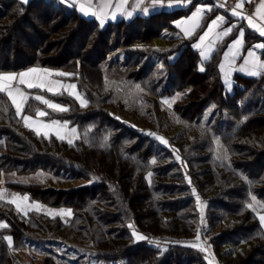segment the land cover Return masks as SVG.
Instances as JSON below:
<instances>
[{"label": "trees", "instance_id": "1", "mask_svg": "<svg viewBox=\"0 0 264 264\" xmlns=\"http://www.w3.org/2000/svg\"><path fill=\"white\" fill-rule=\"evenodd\" d=\"M237 28L233 26L201 71L193 44L196 35L181 37L172 18L159 11L100 26L59 0H0V74L30 66L54 67L68 74L59 76L74 81L87 101L82 106L68 93L48 94L67 111L46 108L44 117L67 120L79 130L69 144L25 126L7 93L0 92V136L5 145L0 169H41L55 183L88 180L71 186L47 180L9 183L30 200L70 208L71 217L65 222L37 210L20 216L0 201V224L7 225L0 228V264H18L13 250L33 248L34 238L54 237L47 224L85 231L94 258L111 263L208 264L198 246L183 244L196 243L202 235L218 264H228L220 262V255L238 245L235 264H264V229L248 207L251 196L264 203V71L257 76L234 73L228 93L218 68L221 52ZM152 38L162 41L152 45ZM255 42L264 43V38L247 29L243 49ZM260 54L264 58V49ZM107 73L137 83L147 78L160 99L180 91L172 107L191 123L209 103L214 104L210 127H217L224 111L241 120L237 130L221 134L228 159L214 157L204 160L211 166L194 169L195 149L204 152L202 140L213 145L214 134L198 137L191 143L196 148L186 150L154 128L139 125L107 106ZM44 107L30 96L23 111L35 113ZM228 215L231 220L224 224ZM218 225L223 228L216 230ZM32 226L43 235L31 231ZM134 232L145 239H136ZM5 237H11V245ZM225 244L230 247L219 255ZM44 249L43 264H76L64 263L51 247Z\"/></svg>", "mask_w": 264, "mask_h": 264}, {"label": "rangeland", "instance_id": "2", "mask_svg": "<svg viewBox=\"0 0 264 264\" xmlns=\"http://www.w3.org/2000/svg\"><path fill=\"white\" fill-rule=\"evenodd\" d=\"M149 41H150L149 43H151L152 45H159L162 40L152 38ZM198 65L200 70L201 68L204 69V60H199ZM138 68L139 67L137 66L136 69ZM41 69H47L49 72L53 74L63 73L57 68L49 67V66L42 67ZM105 75H107V77L105 79L106 83L104 90L106 91V93L110 94L107 106L109 105L111 109H115V111L120 112L125 117L134 120L139 125L144 127L148 126L154 128V130L162 133L165 136V138H172L177 145L185 147L186 150H189V148H191V150L196 148L191 143L195 142V139L197 141L198 137H202L204 134L207 133L214 134L213 145H209L210 142L207 143V141L205 140L199 142L203 144L202 146L204 148V152H202V150L200 149L201 147L199 148V150L195 149L196 151L194 152L197 160L192 161L194 169H201L204 168L206 165L211 166L210 162H205L204 160H212L214 157L218 159H225V160L228 159V150L223 142L221 134L237 130L239 125L241 124V120L234 118L227 111H224L217 127L216 128L210 127V122H211L210 116L212 110L214 109V104L209 103L203 109L198 120L191 123L188 120L179 117V115L174 111L172 107L174 101L180 97L181 95L180 91L178 90L174 91L171 95L164 96L160 99L157 96H155L156 90L152 92V88L149 87L151 84H148L146 82L147 78L145 80H141L140 83H137L135 80L127 79L125 77L123 79L114 78L116 77L114 76V73H107ZM49 80L53 82L58 81L60 85H63V87H60L55 84L49 85L50 87H52L53 90L48 91L47 88H45L47 92L68 93L80 105H81L80 100L76 98L77 94L81 97V99L86 100L85 96L82 94L81 91H79L74 81L66 78H57L54 77V75H51ZM161 82L164 83L163 80ZM223 83H224L225 91L230 93L232 87V81L231 82L224 81ZM68 85H75V88L74 89L68 88L67 87ZM33 96L36 97L42 95L40 93L34 92ZM44 99L50 101L53 104H57L65 108V106L59 102L47 98ZM120 103H123V106H120ZM38 111L44 112V110L42 109H37L35 113L24 112L22 114V121L25 124V126H26V121L23 119V117L28 116L31 117L32 120L27 122V127L31 128L36 133L39 132L40 134L46 137L54 136L57 138L56 133L57 130H59L60 135L65 137L62 140H65L67 142L68 140H71L72 142H74L78 138L79 130L76 125L70 124V122H67L66 120L47 119L44 116L43 117L38 116L37 115ZM33 121H35V123H33ZM53 121H58L59 126L53 128L43 127V125L52 124ZM72 129H75V134L72 133L71 131ZM45 133H47V135H45ZM192 136L193 138H190ZM196 145L200 146L197 143ZM212 154H214V156H212ZM204 171L206 170H203V176H200L201 179L206 175ZM45 174L46 173H44V175ZM210 175L213 176L212 174H209V177ZM26 176L27 179H31L38 182H40L41 179L44 178L43 176H40L36 172L34 174L33 173L27 174ZM47 181L49 184L54 183L57 186L79 185L88 182V180L86 179L84 180L78 178L69 181H57L56 183L54 181L52 182H50L49 180ZM0 187L2 188L3 191L6 189L4 182ZM213 191L214 189H212V192ZM253 197H255V201H253L252 199ZM249 204L252 205L251 209L255 213L262 211L264 212V203L256 196H251V200L249 201L248 205ZM50 207L51 206H47L43 203L40 204V210L44 212L45 210H47L49 211L48 212L49 214H56V213L59 214L58 210H55L59 208H66L70 212V208L65 206L51 207V209ZM70 216H71V212H70ZM231 217L232 215H228L227 218H225L224 220V224H228L229 223L228 221L231 220ZM222 222L223 221H221V223ZM53 226L54 225L52 224L51 225L47 224V230L49 231V233L53 232L55 236L68 238V240L64 238L61 239L55 236L54 237L41 236L43 235V232L40 231L39 228L32 226L29 229H31V231L35 232L38 236L41 237L32 239L33 242H31L30 245H34L33 248L27 245V247L25 248L13 250L17 258L18 264H43V258H41V256L44 255V253L46 252V249H44V247H51V249H54L55 254H58V256L63 257L61 260L64 263H67L69 261L71 262L74 261L76 264H121L122 260H118L117 262L111 263L94 258L95 251H92V249L89 247L91 246L90 240L88 237H86L87 234L85 231L80 232V231H76L75 229H70L69 227L55 228ZM220 228L223 227L218 225V227L215 229L219 230ZM44 229H46V226L44 227ZM135 233L137 234L135 235L136 239L137 236L142 235L141 233L138 232ZM183 244L191 247L198 246L199 249L204 253L203 255L208 264H218L214 254L212 253L210 242L208 241L207 238L203 237L202 235H199V240H197L196 243L189 241V242H184ZM227 247L230 246L228 244H225L219 247L218 254L219 255L223 254L222 251H224ZM239 247H240L239 245L235 246L234 248H232L233 252L223 254L222 258L220 255L219 258L220 262L222 263L228 262V264H235L237 259L239 258L237 256V251ZM257 247L261 248L260 245H258ZM34 248L36 249L35 251Z\"/></svg>", "mask_w": 264, "mask_h": 264}, {"label": "crops", "instance_id": "3", "mask_svg": "<svg viewBox=\"0 0 264 264\" xmlns=\"http://www.w3.org/2000/svg\"><path fill=\"white\" fill-rule=\"evenodd\" d=\"M22 1L26 2L28 0H22ZM59 1H62L63 3H65L64 0H59ZM223 1H226V0H180L179 3L174 2V6H172V7H167V6L151 7L152 0H143V3L140 5V8H136L137 0H127V3L124 4L123 7L121 8L119 6L121 0H109L111 7L105 9V12L108 15H107L103 25H105L109 22H116V21H119L122 19L129 20L137 14L142 15V16H147L153 12L159 11L166 18H172L173 24L177 27V31L179 32L181 37H189V36L196 35L193 44L195 47H196V45H200V47H196V48L198 49L200 60L205 61L213 55V53L217 49L218 45L221 42H223L224 38L227 36V35L226 36H220L218 34L223 33L228 28L232 29L233 26L237 24L238 28L236 31V35L233 38H230L226 42L225 47L222 50L220 58H219L218 68L220 70L222 80H223V82L224 81L225 82H228V81L231 82L232 76L234 73H240V74H243L246 76H257L258 74L263 72L264 69H252L251 64H247V65L245 64V59L248 56V51L251 50V51H254L256 53V56L259 57L261 62H264V58L260 54L261 49L255 47L257 44H261L262 42H255L252 45H250L249 47H247L246 49H243L244 36H245L247 29H249L251 32H253L255 35H257L261 38H264V36L260 35L259 31L250 27L248 25V22L246 19H242L238 16L232 15V10L235 8V5L239 2V0H233V5L231 7H229L228 9L220 6V3ZM82 2H84V0H77V6L71 7V8H73L79 15H81L84 18L96 20L97 23L101 26L100 21H99L97 16L92 15V14L84 15L79 10V4ZM100 2H101V0H93L91 11H97L99 6H100ZM261 2H262V0H250V2L245 3L241 9H236V11L241 12L244 17L251 15L253 18L254 24H256L258 27H264V20H262L259 16H257L255 14L256 10L259 7ZM168 3H169V0H164L165 5H167ZM65 4H67V3H65ZM247 5L251 6L250 11H246L245 7ZM144 7L149 8V11L147 14H144L142 11V9ZM201 7L205 8L206 10L202 13L201 18L199 19V26L196 27L194 29V31H192L191 35H185L184 29H191L192 28L193 22L190 21L189 18H191L193 16V13L196 12L197 8H201ZM207 9H210V10H207ZM126 12H132L133 15L131 17H127L126 15L122 14V13H126ZM112 13L116 14L115 19L111 18ZM217 17H224L225 22L223 24H219L218 27H214L212 32H209L208 36H206L204 41L201 42L200 37L204 36V34L206 32H208V26L212 23L213 20H216ZM178 24L180 25L179 27L177 26ZM241 30L244 32L242 47L239 49V52L235 56V59H233L232 55L230 54L229 59L225 60V53L229 52V48L231 47V45L234 43V41L236 39L239 38V32ZM233 51H235V49ZM202 53H205L207 55V59H205V57L202 55ZM229 61H231V63H229ZM221 64L225 65L224 70H221V67H220ZM42 67H45V66H42ZM42 67L30 66V67L23 68L17 72H8V73H1V74H17L18 75L19 73L27 72L29 69H32V68L41 69ZM251 71H256L258 74L252 75ZM226 73H227V75H226ZM53 75H54V77L61 78L59 75H56V73H54ZM50 77L51 76H49L47 79L49 80ZM13 83H14V87L19 88L22 92L25 93V95L28 98L30 96H33L34 92L40 93L42 95V97L47 98V99H50L48 97L49 93L50 94L57 93V92H47L45 89H41V88H28L26 85L19 84L18 81L13 82ZM33 90H38V91L33 92ZM50 100H52V99H50ZM44 106H45L44 108H38V109H42L45 112L46 108H49V107H47V105H45V104H44ZM49 109H51V108H49ZM23 113H24V111H22V114ZM22 114L20 115L21 118H22ZM35 172L38 173L40 176H43L45 178V179L44 178L41 179L40 182L47 180L48 177L50 176V174L46 173L45 171H43L41 169H37L36 171H32V172H23V173H17L16 171H4V170L0 169V180L2 181V183L4 182V185L6 186L5 187L6 189L4 191L0 187L1 188L0 192H2L4 194L3 199H0V201L9 203L11 205V208H13V210L15 212H17L20 216L26 217V215L29 212L34 211V210L49 214L48 213L49 211H47V210H45V212L40 210V204H41L40 202H38L36 200H30L29 196L26 193H19L17 190H15L14 188H12L9 185V183H12V182L37 183L38 181L27 179V176H26L27 174H32V173L34 174ZM44 173H46V174L44 175ZM25 196L28 197V199L26 201L23 200V197H25ZM14 197H18L19 199H17L16 203L10 202L13 200ZM17 203L20 204V209L17 208V206H16ZM35 206H38V207H35ZM50 209H51V207H50ZM55 210H58L59 214L56 213V214H49V215H51V216L52 215H58L65 222H67L70 219L71 216L68 214L69 210H67L66 208H59V209H55ZM256 214H257V217L259 219V217L261 215H264V212L262 211V212H258ZM0 222H2V221H0ZM262 227L264 229V225H262Z\"/></svg>", "mask_w": 264, "mask_h": 264}, {"label": "snow or ice", "instance_id": "4", "mask_svg": "<svg viewBox=\"0 0 264 264\" xmlns=\"http://www.w3.org/2000/svg\"><path fill=\"white\" fill-rule=\"evenodd\" d=\"M64 2L67 3L69 7H76L77 6V0H64ZM174 2L179 3L180 0H169V3L167 5L164 4V0H152L151 7H156V6L172 7V6H174ZM247 2H250V0H239V2L235 5V8L232 10V15L238 16L242 19H246L248 22V25L250 27L259 31L260 35L264 36V27H258L256 24H254L253 18L251 15L244 17L241 12L236 11V9H241L243 7V5ZM92 3H93V0H84V2L79 4V10L84 15L92 14V15L97 16L99 21H100L101 26H103L105 19L108 15L105 12V9L110 8L111 4H110L109 0H101L98 10L97 11H91ZM126 3H127V0H121L119 6L122 8L123 5ZM142 3H143V0H137L136 8H140V5ZM205 10L206 9L203 7L197 8L196 12L193 13V16L191 18H189L190 21L193 22L192 28L191 29H184L185 35H191L192 31H194V29L199 26V19L201 18L202 13ZM207 10H210V9H207ZM142 11L144 14H147L149 11V8L144 7L142 9ZM122 14L126 15L127 17H131L133 15L132 12H126V13H122ZM255 14L257 16H259L262 20H264V0H262V2L260 3ZM111 18L115 19L116 14L112 13ZM224 22H225L224 17H217L216 20H213L212 23L208 26V32H206L204 34V36L200 37L201 42L204 41L205 37L208 36L209 32H212L214 27H218L219 24H223ZM177 26L179 27L180 25L178 24ZM231 31H232V29L228 28L223 33H220L218 35L226 36ZM243 36H244V32L241 30L239 32V38L236 39L234 41V43L231 45V47L229 48V52L225 53V60L229 59L230 54L232 55V58L235 59V56L238 54L239 49L243 45ZM196 47H200V45H196ZM255 47L259 48V49H264V43L257 44ZM234 49H235V51H233ZM202 55L205 57V59H207V55L205 53H202ZM229 63H231V61H229ZM245 64L246 65L251 64L252 69H264V62H261L259 57L256 56V53L254 51H251V50L248 51V56L245 59ZM220 67H221V70H224L225 65L221 64ZM201 71H203V68H201ZM251 74L256 75L258 73L256 71H251ZM51 75H53V73L49 72L47 69H38V68L29 69L27 72H22V73H19L18 75L17 74H0V92H6L7 93L12 104L16 108L17 115H21L22 111H23L24 104L27 101L28 97L19 88H15L13 82L18 81L19 84L26 85L28 88H41V89L47 88L48 91L53 90L52 87H50L49 85L55 84V85H58L60 87H63V85H60L58 81L53 82V81L48 80L47 78ZM56 75L64 76V75H68V74L56 73ZM226 75H227V73H226ZM67 87L74 89L75 85H68ZM76 98L80 100L82 106H86V104H87L86 100L81 99V97L78 94H77ZM35 99L38 101H41L43 104L47 105L49 108H52L54 110L67 111V109L61 107L60 105L51 103L50 101L44 99L42 96H36ZM165 102H167V101H165ZM37 115L43 117V116H46L47 113L43 112V111H38ZM23 119L26 121V126H27V122L32 120V118L28 117V116H24ZM33 123H35V121H33ZM57 126H59L58 121H53L52 124H50V125H43V127H45V128H53V127H57ZM71 131L73 134H75V129H72ZM37 134L39 135L40 133L37 132ZM56 134H57V138H59V139L65 138L64 136L60 135L59 130H57ZM45 135H47V133H45ZM149 135H153V134L149 133ZM157 139H159L161 141V143H164V144L168 143L166 140H164L161 137H157ZM68 143L71 144L72 141L68 140ZM177 159H179V157H177ZM153 163H155V161H153ZM150 175H151V173H149V176ZM3 196H4V194L2 192H0V199H3ZM17 199H19V198L14 197L13 200L10 202L16 203ZM27 199H28V197H26V196L23 197V200L26 201ZM252 199H253V201H255V197H253ZM16 206L18 209H20L19 203H17ZM35 207H38V206H35ZM248 207L251 208L252 205L249 204ZM68 214L70 215V212ZM259 220H260L261 224L264 225V215H261L259 217ZM3 227H7V225L0 224V228H3ZM129 227H131V225H129ZM133 234L137 235L135 232ZM5 239L8 241L9 245L12 244L11 237H5ZM137 239H145V237L140 235V236H137ZM197 240H199V235H197ZM193 246H195V245H193Z\"/></svg>", "mask_w": 264, "mask_h": 264}, {"label": "built area", "instance_id": "5", "mask_svg": "<svg viewBox=\"0 0 264 264\" xmlns=\"http://www.w3.org/2000/svg\"><path fill=\"white\" fill-rule=\"evenodd\" d=\"M232 5H233V0H226V1H223V2L220 3V6L221 7H224V8H227V9L229 7H231ZM245 9H246V11H250L251 6L250 5H247L245 7ZM4 147H5V145H4V139H3V137L0 136V152L4 150ZM1 185H2V181L0 180V186Z\"/></svg>", "mask_w": 264, "mask_h": 264}]
</instances>
